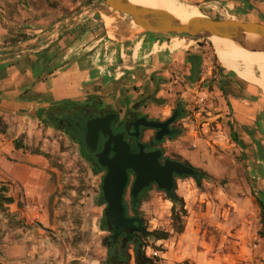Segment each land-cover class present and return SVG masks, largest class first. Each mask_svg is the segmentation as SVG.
Listing matches in <instances>:
<instances>
[{
	"label": "rangeland",
	"instance_id": "rangeland-1",
	"mask_svg": "<svg viewBox=\"0 0 264 264\" xmlns=\"http://www.w3.org/2000/svg\"><path fill=\"white\" fill-rule=\"evenodd\" d=\"M182 1L199 10L190 1ZM2 2L1 23L15 24L14 35L0 43V58L8 51L6 47L22 49L21 41L63 30L77 23L84 10L108 6L104 0ZM110 9L117 19L132 20L130 15ZM104 18L108 26L115 22L112 17ZM181 37L200 52L203 67L193 82L192 65L188 85L182 83L175 95L161 93L166 98L165 115L178 101L186 105L176 124L181 132L164 146L167 155L207 175L200 182L189 175L176 178V192L187 209L183 233L173 228L174 202L165 190L153 184L140 197L138 212L148 229L171 232L165 240L151 238L150 245L155 243L161 250L149 246L147 253L161 255L165 263L188 259L194 264H264L260 208L243 199L253 185L244 177L243 156L231 131L223 83H215L217 76L212 75L211 81H200L201 72L206 73V57L211 60L208 64L215 65V73L217 63L226 67L225 62L211 38ZM36 44L31 42L26 48ZM49 108L0 110V185L8 188L6 195L15 197L14 203L0 206V264H101L107 253L103 243L108 234L104 228L107 203H99L106 169L96 172L76 137L45 120L43 111ZM16 138L23 147H15ZM2 162L12 168L6 169ZM133 180L131 175L125 194L130 215L135 213L131 208Z\"/></svg>",
	"mask_w": 264,
	"mask_h": 264
},
{
	"label": "crops",
	"instance_id": "crops-1",
	"mask_svg": "<svg viewBox=\"0 0 264 264\" xmlns=\"http://www.w3.org/2000/svg\"><path fill=\"white\" fill-rule=\"evenodd\" d=\"M187 1L210 17L264 23V0ZM89 11L81 12L78 22L63 30L21 41L22 49L5 48L8 51L0 58L1 112L82 103L95 98L125 108L152 94L165 102H150V114L164 118L171 113L173 109L165 115L166 98L161 93L173 96L186 83L193 65L190 55H197L203 67L200 52L185 38H179L184 34L144 30L131 19H117L109 6ZM0 15L4 16L1 11ZM104 16L115 22L108 26ZM8 22L9 26L0 21V43L14 35L15 22ZM31 42L37 44L26 48ZM205 59L207 69L206 73L201 72L200 81H211L208 78L212 75L217 76L215 83H223L231 131L243 156L244 177L253 185L246 189L243 199L257 209L253 190L264 200V92L223 63H218L215 73L213 62L208 64L209 56ZM148 131L146 138L153 133ZM1 166L12 168L3 162ZM231 198L239 199L236 195Z\"/></svg>",
	"mask_w": 264,
	"mask_h": 264
},
{
	"label": "water",
	"instance_id": "water-1",
	"mask_svg": "<svg viewBox=\"0 0 264 264\" xmlns=\"http://www.w3.org/2000/svg\"><path fill=\"white\" fill-rule=\"evenodd\" d=\"M104 1L110 8L130 15L132 21L144 30L184 33L197 38L226 37L249 50L264 51V23L233 18H214L207 15L182 22L164 9L135 4L130 0ZM199 72L200 59L198 56H194L193 80H196ZM154 100L159 104L165 102L162 98L154 97ZM113 119L114 115L110 114L89 120L85 141L91 150H96L100 134L107 137L103 149L97 154L98 163L106 167L102 182L103 197L107 203L105 207L106 219H104L105 221L109 220L114 228L120 229L132 220L126 215L124 203L126 189L130 181V170L134 172L131 187L132 198H137L152 183H156L160 189L170 192L175 186V174L194 176L198 171L194 166L170 158L165 159V162L162 163L160 161L162 152L160 150L147 151L142 142L138 143V151H133L123 132L114 133L112 131ZM174 119L175 115L165 121L148 120L146 117H142L136 124L158 129L156 138L161 139L169 132L168 125ZM135 135L139 137V128L136 129Z\"/></svg>",
	"mask_w": 264,
	"mask_h": 264
},
{
	"label": "flooded vegetation",
	"instance_id": "flooded-vegetation-1",
	"mask_svg": "<svg viewBox=\"0 0 264 264\" xmlns=\"http://www.w3.org/2000/svg\"><path fill=\"white\" fill-rule=\"evenodd\" d=\"M192 64H193V59H192ZM153 97L154 95L152 94L147 95L134 102H131L125 108L124 107L118 108L115 107L110 102L101 100L99 98H95L88 102H82V103L71 102V103L55 105L47 110L45 109L43 113H45V120L51 123L53 126L59 129H64L65 131L69 132L73 137H76V140H80V138L82 137L86 148L92 154V157L97 159V161H98L97 154L103 149L107 137H104L102 134H100L97 149L91 150L86 145V141H85L86 132H87V123L91 119L101 118L112 114L114 115V119L112 120L111 123L112 131L114 133L123 132L125 134V139L130 142L133 151L137 152L139 149L138 143L142 142L145 144V150L147 151L160 150L162 152V155L160 157V161L162 163L165 162V159L170 158L173 160L182 161L190 165L189 163L183 160L167 155L164 146V143L167 139L173 138L176 135H179V133L181 132L180 129H178V127L176 126V124L179 121V119L184 115L186 105L182 101H178V103L175 104L171 113L168 116L161 118L158 116L151 115L150 112L148 111L150 102L156 103ZM174 115H175V119L168 125L169 132L166 135H164V137L161 139L156 138L158 129L148 128L145 127L143 124L137 126L136 124L138 120L142 117H146L148 120L156 119V120L165 121ZM138 128L140 129L139 137L135 135L136 129ZM148 130H153V133L148 138H146L145 135ZM112 154L113 152L111 153V155ZM85 157L88 159L89 155L85 154ZM129 174L131 177V175H134V172L130 170ZM177 177H181V176L176 174L174 175L175 183ZM153 184L156 183H152L151 185ZM149 187L145 188L135 199L140 201V197L146 194V190Z\"/></svg>",
	"mask_w": 264,
	"mask_h": 264
},
{
	"label": "trees",
	"instance_id": "trees-1",
	"mask_svg": "<svg viewBox=\"0 0 264 264\" xmlns=\"http://www.w3.org/2000/svg\"><path fill=\"white\" fill-rule=\"evenodd\" d=\"M193 57L194 55H190L191 59H193ZM216 67H219L218 63ZM77 142L82 145L83 154L89 155L88 159L93 162L96 172H100L106 169V167H103L98 163L96 158L92 157V154L86 148L82 137L80 138V140H77ZM14 143L16 148H21L24 146L20 138H16ZM196 169L198 171V174L191 177H194L198 182H200L202 176L207 175V173L205 171L199 170L198 168ZM7 191L8 188L4 184L0 185L1 207H4V204H11L15 202V197H13L12 195H6ZM167 194L168 197L174 202V205L172 207L173 228L177 233H183L185 230L184 217L187 214L184 200L177 194L175 187L170 192H167ZM255 198L260 208L262 225V229L260 232L261 234H263L264 200L259 196H255ZM99 203H106L103 197V192L101 193ZM124 203L126 206V215L129 218H132V220L126 226L120 229L114 228L109 223V220L105 221L104 228L108 231V234L103 238V243L107 248V253L105 259L101 264H194L188 259L173 263H165L161 255H149L147 253V248L149 246H151L155 250H161V247L155 245V243H152V245H150L151 238H154L155 240H165L171 236V232L164 229L149 230L142 215L138 212L140 201H138L137 199L132 198L131 202V208L135 212L134 215L129 214V207L126 200L124 201ZM178 203H180L179 207L177 205ZM104 218L106 219L105 214Z\"/></svg>",
	"mask_w": 264,
	"mask_h": 264
},
{
	"label": "bare ground",
	"instance_id": "bare-ground-1",
	"mask_svg": "<svg viewBox=\"0 0 264 264\" xmlns=\"http://www.w3.org/2000/svg\"><path fill=\"white\" fill-rule=\"evenodd\" d=\"M139 5L164 9L182 22L196 17H205L198 9L190 3L182 0H130ZM219 55L224 60L228 69L236 71L243 80L257 84L264 92V51H252L240 46L234 40L226 37L211 36ZM252 54L255 56H252ZM256 69L259 74H256ZM248 81H245L248 83Z\"/></svg>",
	"mask_w": 264,
	"mask_h": 264
}]
</instances>
